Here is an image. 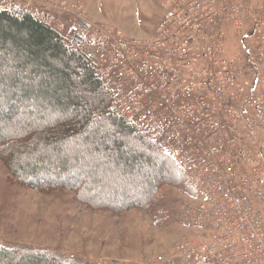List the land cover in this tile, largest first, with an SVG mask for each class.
<instances>
[{
    "label": "built area",
    "instance_id": "built-area-1",
    "mask_svg": "<svg viewBox=\"0 0 264 264\" xmlns=\"http://www.w3.org/2000/svg\"><path fill=\"white\" fill-rule=\"evenodd\" d=\"M59 2L0 0V10L49 25ZM67 31L111 111L190 190L181 215L192 236L152 264H264V0H167L147 40L81 13Z\"/></svg>",
    "mask_w": 264,
    "mask_h": 264
},
{
    "label": "rangeland",
    "instance_id": "rangeland-1",
    "mask_svg": "<svg viewBox=\"0 0 264 264\" xmlns=\"http://www.w3.org/2000/svg\"><path fill=\"white\" fill-rule=\"evenodd\" d=\"M58 1V6L68 12L56 11V22L49 25L65 35V43L67 26L79 13L130 39L147 40L167 3ZM18 66L10 57L0 68V80L4 81L0 86V120L11 119L4 137H25L27 145L40 138L36 155L26 156L32 164L31 171L21 172L11 163L22 176L14 175L0 158V245L50 251L81 264H152L157 258L176 254L178 245L189 239L192 232L181 215L183 189L174 179L148 193L154 180L173 175L162 158L144 140L121 137L123 150L141 153L154 163L152 166L142 161L126 169L115 160V150L111 155L97 151L94 137L73 139L70 132L59 126L77 116L63 113L48 99H30L26 87L11 79ZM29 71L23 72L25 84L33 77ZM104 94L109 98L111 111L112 100ZM84 100L91 125L110 131L105 111L101 113L100 108L91 104L92 97L84 95ZM119 118L128 125L124 118ZM50 126H58L56 139L49 140L47 135L42 138L41 132ZM3 151L0 149L4 158L8 154ZM37 157H42L40 162ZM27 182H46L49 186L38 188ZM60 184L73 188H54ZM74 186L79 192H75Z\"/></svg>",
    "mask_w": 264,
    "mask_h": 264
},
{
    "label": "trees",
    "instance_id": "trees-1",
    "mask_svg": "<svg viewBox=\"0 0 264 264\" xmlns=\"http://www.w3.org/2000/svg\"><path fill=\"white\" fill-rule=\"evenodd\" d=\"M0 68L4 67L6 58L14 57L18 63L17 70L11 75V79L26 87L25 93L30 99H48L60 111L65 114L76 115V119L66 120L59 127L64 128L66 132H70L73 139L84 137L91 139L94 137L97 143V151L102 150L104 154L113 155L119 165L126 169L136 167L138 163L144 161L148 165H154L153 159L144 156L141 153H132V150H123V138H139L144 140L145 144L152 148L158 156L162 158L165 166L173 173L170 178L161 177L154 180L149 194L155 190L157 186L171 183V179L179 184L183 192H189L185 178L173 163L154 144L144 139L135 132L129 125L125 124L119 117H115L114 113L108 108L109 98L102 92L99 80L90 70L82 53L70 48L64 41L63 37L56 32L50 25L35 22L29 18L17 19L7 15L4 11H0ZM3 64V65H2ZM76 67V68H75ZM30 68V69H29ZM30 70L32 80L27 84L23 81V72ZM76 78V79H75ZM0 80V86L3 85ZM84 95L93 98L91 104L100 108V112L105 111V115L109 119V130L100 126L91 125L92 119L89 118V107L84 102ZM3 126H0V149L6 148L8 155H0V158L12 169L14 175L16 173L12 164L19 171L29 169L31 171L30 159L27 155H36L37 143L40 137L33 141V144H25V137H17L6 139L4 136L5 129L10 124L11 119L5 118L0 120ZM56 130L54 126L45 128L41 132V137L48 136L49 140L56 139ZM111 133V134H110ZM22 149H19V148ZM149 147V148H150ZM2 156V157H1ZM6 157V158H5ZM8 157V158H7ZM38 162L42 157H37ZM63 161L61 168L64 167ZM12 163V164H11ZM60 168V167H59ZM24 177V176H23ZM173 180V181H174ZM168 181V182H167ZM34 187H48L46 182H27ZM53 187V186H50ZM68 187L70 185H56L54 188ZM75 192L79 189L74 186ZM0 264H81L76 261H67L65 257L50 251H36L27 248L6 247L0 245Z\"/></svg>",
    "mask_w": 264,
    "mask_h": 264
}]
</instances>
